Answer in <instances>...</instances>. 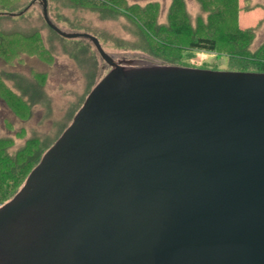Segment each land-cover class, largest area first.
<instances>
[{
  "label": "water",
  "instance_id": "1",
  "mask_svg": "<svg viewBox=\"0 0 264 264\" xmlns=\"http://www.w3.org/2000/svg\"><path fill=\"white\" fill-rule=\"evenodd\" d=\"M0 206V264H264V72L115 60Z\"/></svg>",
  "mask_w": 264,
  "mask_h": 264
},
{
  "label": "rangeland",
  "instance_id": "2",
  "mask_svg": "<svg viewBox=\"0 0 264 264\" xmlns=\"http://www.w3.org/2000/svg\"><path fill=\"white\" fill-rule=\"evenodd\" d=\"M85 1L46 0L48 17L63 31L96 36L115 60L212 70H248L259 62L257 57H237L234 45L220 46L214 52L187 47L188 39L219 24L207 20L208 9L214 6L210 0H121L122 4L107 0L98 6ZM236 1L234 22L253 35L247 50L264 54V0ZM130 6L133 9L126 8ZM6 11L13 16H0V49L12 53L7 55L8 62L0 57V71L6 77L0 73V96L19 117H28L22 121L0 99V137L24 131L25 137H38L45 143L70 124L93 85L110 67L89 39L66 38L51 29L43 18L41 0H0V12ZM138 18L151 21L152 28L145 29ZM222 19L227 23L225 16ZM176 22L187 23L191 36L175 37L171 25ZM25 139L15 138L8 150L18 149Z\"/></svg>",
  "mask_w": 264,
  "mask_h": 264
},
{
  "label": "trees",
  "instance_id": "3",
  "mask_svg": "<svg viewBox=\"0 0 264 264\" xmlns=\"http://www.w3.org/2000/svg\"><path fill=\"white\" fill-rule=\"evenodd\" d=\"M122 4L121 0H115ZM213 2L214 6L212 9H208L207 20L211 23H219L218 25H214L212 29L207 28L206 33L199 34L194 38H190L187 41V47L189 49L196 50H204L209 52L216 51L220 46H232L233 45L238 48L237 57L246 58V57H257V64L255 68L251 69H242L239 67L231 68V70H240V71H258L264 72V54L259 52L251 54L247 50V45L252 40V31L247 28H240L235 24L236 18V9H237V1L236 0H210ZM86 4H90L92 6H98L102 4H107V0H87ZM209 3V2H208ZM124 4V3H123ZM133 6L126 7L127 9L132 8ZM133 9V8H132ZM13 16L12 12H0V16L3 15ZM228 20L227 23L224 21ZM138 23H141L145 29L150 30L152 28V22H145L138 18L136 19ZM185 20V19H183ZM218 26V27H215ZM172 34L175 37H190L191 36V28L187 23H174L171 25ZM159 40V38H157ZM163 42V40H161ZM163 43L166 44V41ZM2 46V45H1ZM238 46V47H237ZM264 47V45H263ZM20 52V51H19ZM12 52H6L5 48L0 49V57L8 62L7 55ZM15 54V53H14ZM230 70V69H229ZM3 78H6L5 75L0 71ZM94 86V85H93ZM92 89V88H91ZM5 103V99L0 96ZM25 99V98H24ZM26 100V99H25ZM30 106V101H27ZM7 105L13 110L16 117H19L15 110L7 103ZM28 116L24 117L25 120ZM25 132L21 133V131L16 132L14 136H1L0 137V204L4 202L6 199L11 198L21 183L24 182L28 173L31 169L39 162L43 153L46 149L58 138V136L54 137L50 141H46L45 143L41 142L38 137H25ZM57 134V133H56ZM61 134V133H60ZM24 135V137H22ZM15 138H26L23 145L14 151H9L8 149L14 146ZM45 144V145H43ZM47 146L41 147V146Z\"/></svg>",
  "mask_w": 264,
  "mask_h": 264
}]
</instances>
